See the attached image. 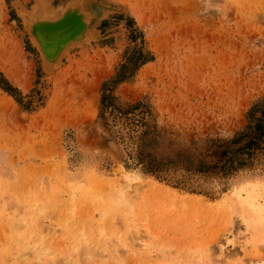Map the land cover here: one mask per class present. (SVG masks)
Here are the masks:
<instances>
[{
	"label": "rangeland",
	"instance_id": "obj_1",
	"mask_svg": "<svg viewBox=\"0 0 264 264\" xmlns=\"http://www.w3.org/2000/svg\"><path fill=\"white\" fill-rule=\"evenodd\" d=\"M35 5L0 0V73L32 109L0 89V264H37L40 240L39 264H264V215L248 206L264 207V154L227 178L136 163L145 131L173 151L245 126L264 98V0H43L28 24ZM69 8L84 33L47 63L35 27ZM133 30L153 58L112 95L143 115L102 119Z\"/></svg>",
	"mask_w": 264,
	"mask_h": 264
},
{
	"label": "trees",
	"instance_id": "obj_2",
	"mask_svg": "<svg viewBox=\"0 0 264 264\" xmlns=\"http://www.w3.org/2000/svg\"><path fill=\"white\" fill-rule=\"evenodd\" d=\"M119 20L123 18L118 16ZM133 26L131 18L128 19ZM134 41L141 40L140 47L127 49L125 60L119 66L115 74L101 86V112L104 119L107 112L117 113L121 117H135L143 115L138 110L142 104L137 102L122 110L115 106L113 92L116 87L130 80L135 72L152 61L153 56L145 50L143 37L137 30L131 33ZM0 89L12 97L25 111H31L30 102H23L21 92L13 87L0 73ZM139 123H141L139 121ZM136 154V163L141 166L144 174L158 177L170 169H181L192 175H201L207 178H227L232 174L250 168L257 156L264 154V98L255 101L246 113V124L230 138H208L203 140L201 146L193 143L192 149L170 150L165 146L163 139L154 131H145L139 138ZM195 147V148H194ZM199 148L197 153L192 150Z\"/></svg>",
	"mask_w": 264,
	"mask_h": 264
},
{
	"label": "bare ground",
	"instance_id": "obj_3",
	"mask_svg": "<svg viewBox=\"0 0 264 264\" xmlns=\"http://www.w3.org/2000/svg\"><path fill=\"white\" fill-rule=\"evenodd\" d=\"M42 2L43 0H36V5L32 10L33 13L31 12L32 14L30 13L27 15L24 13L23 10L20 12L23 14L25 21L26 22L28 21L27 22L28 24L31 19L32 20L41 19L42 16L40 14L41 11H43ZM81 19H82L81 16L80 17L76 16L75 13L72 12V10L69 8L61 15L60 18L57 19L47 18L45 22L39 23L35 27L34 34L36 38H38L41 41L40 44L43 49V53L47 63H50L53 60V58L57 56L58 54L57 51L60 44H65L69 41L77 40L78 38H80V36L83 35L84 28L82 25L83 22L81 23ZM123 203L124 202L121 201L119 202L118 205H122ZM248 206L251 209L257 211L259 214L264 215V207L260 206L259 204L249 201ZM34 247L37 253V261H38L37 264H39V262H41L40 260L46 257L47 252L49 250L43 251L41 249L42 247L41 240L40 242L36 243ZM74 251L75 253L76 251L81 252L82 256H87V252H88L87 243L85 241H78L77 244L74 246ZM246 264H260V261H250Z\"/></svg>",
	"mask_w": 264,
	"mask_h": 264
}]
</instances>
